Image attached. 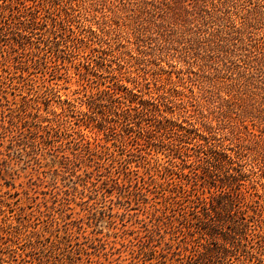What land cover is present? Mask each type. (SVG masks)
Here are the masks:
<instances>
[{
	"label": "rangeland",
	"instance_id": "obj_1",
	"mask_svg": "<svg viewBox=\"0 0 264 264\" xmlns=\"http://www.w3.org/2000/svg\"><path fill=\"white\" fill-rule=\"evenodd\" d=\"M111 1L0 0V264H264V105L190 132L194 73L177 103L154 70L188 75L165 61L115 79L155 43L103 35Z\"/></svg>",
	"mask_w": 264,
	"mask_h": 264
},
{
	"label": "trees",
	"instance_id": "obj_2",
	"mask_svg": "<svg viewBox=\"0 0 264 264\" xmlns=\"http://www.w3.org/2000/svg\"><path fill=\"white\" fill-rule=\"evenodd\" d=\"M95 1L105 5L104 2L109 0H91L85 9L95 5L93 12H97ZM111 3L113 6L102 21L106 24L103 35L123 29L129 38L131 35L135 38L138 47L149 40L155 43L150 49L122 51V59L118 62L120 68L115 75L117 81L148 80L149 71L133 76L129 69L127 72L131 75L125 77L126 71H122V67H128L121 62L130 65L133 61L140 64L150 61L156 67L155 61H165L179 67V74L188 75H179L174 80L172 75L163 77L166 70H154V80L165 90L163 96L173 95L170 103H175L178 94L189 97L185 88L192 79L190 73H194L202 86L196 91V98H200L198 117L203 126L191 121L193 129L190 132H198L203 139L208 137L205 133L224 129L226 123L236 130L239 122L262 118L255 109L257 104L264 105V0H112ZM190 90L195 95L194 90ZM211 93L219 94V104ZM208 97L217 102L219 108L213 118L206 113ZM155 107L160 110L158 105ZM185 112L191 119L195 118L188 109ZM234 112L238 114L236 117L232 115ZM236 141L242 156H246L244 151L248 145ZM260 153L256 150L254 161ZM237 155H240L239 151ZM225 156L232 164L233 156Z\"/></svg>",
	"mask_w": 264,
	"mask_h": 264
}]
</instances>
